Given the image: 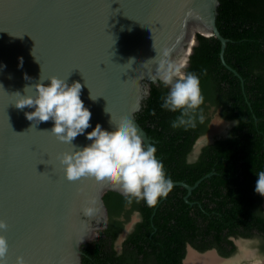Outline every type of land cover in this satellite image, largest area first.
<instances>
[{
    "label": "water",
    "instance_id": "95a60500",
    "mask_svg": "<svg viewBox=\"0 0 264 264\" xmlns=\"http://www.w3.org/2000/svg\"><path fill=\"white\" fill-rule=\"evenodd\" d=\"M218 5L219 0H0V220L8 225L0 234L9 245L7 264L17 256L26 264H81V246L108 224L103 194L122 193L92 177L66 180L56 157L72 145H89L86 134L97 124L115 131L124 118L152 145L135 114L158 53L171 49L173 59L189 64L196 34L215 37L222 63L238 75L223 58L228 39L216 25ZM51 76L69 86L79 82L80 98L92 114L90 127L72 145L51 134L53 121H29L25 112L35 109L14 104V93L33 95L24 89L40 77L47 85ZM199 181L172 182L190 194ZM92 197L100 212L89 219L81 209Z\"/></svg>",
    "mask_w": 264,
    "mask_h": 264
},
{
    "label": "trees",
    "instance_id": "16d2710c",
    "mask_svg": "<svg viewBox=\"0 0 264 264\" xmlns=\"http://www.w3.org/2000/svg\"><path fill=\"white\" fill-rule=\"evenodd\" d=\"M216 25L228 39L223 58L238 75L222 63L218 39L196 34L186 68L199 77L204 96L196 127L171 126L179 113L161 108V97L168 93L162 83H149L135 114L154 140L166 176L189 185L200 180L199 184L190 194L173 185L154 207L143 200L129 203L124 195L106 191L107 227L81 246V264H182L187 244L229 257L237 251L234 240L239 237L264 241L262 201L254 193L257 174L264 171V0H219ZM217 108L222 109L221 117L235 124L226 137L204 145L189 161ZM133 210H139L140 220L118 252L114 242L123 227L121 218ZM258 253L264 256V244Z\"/></svg>",
    "mask_w": 264,
    "mask_h": 264
},
{
    "label": "clouds",
    "instance_id": "9594fccd",
    "mask_svg": "<svg viewBox=\"0 0 264 264\" xmlns=\"http://www.w3.org/2000/svg\"><path fill=\"white\" fill-rule=\"evenodd\" d=\"M153 47L155 48L154 40ZM171 51L165 48L158 53V67L155 75L149 78L153 83L159 80L155 84L162 83L168 91L166 96L161 97V108L179 113L171 122V126L194 128L198 110L204 103L200 79L195 73L186 72L188 61L173 59ZM22 63L21 58V66ZM24 78L29 79L27 75ZM47 80L49 83L45 85L40 77L39 82L24 89L25 93L34 90L33 95L14 93L17 97L15 107L34 108L32 112H25L27 120L35 123L53 121L51 134L58 141L72 145V141L90 127L92 114L80 98L82 85L73 82L69 86L66 79L55 76L48 77ZM96 98L90 93V99ZM199 119L202 122L203 117L200 116ZM115 126V131H106L97 124L86 134V139L91 141L89 145L79 150H75L72 145L71 152L60 153L56 158L62 165L64 177L70 182L92 177L97 182L120 191L129 203L133 199L137 202L143 200L148 207H154L160 198L168 196L173 182L166 176L163 163L156 158V147L144 144L131 120L124 118ZM257 177L255 191L264 196V171H260ZM96 205V198H89L81 213L89 219L97 216L100 210ZM7 228L6 222L0 220V231H7ZM8 252V242L5 236L0 234V264H7ZM15 264L26 262L22 256H17Z\"/></svg>",
    "mask_w": 264,
    "mask_h": 264
},
{
    "label": "rangeland",
    "instance_id": "374dc122",
    "mask_svg": "<svg viewBox=\"0 0 264 264\" xmlns=\"http://www.w3.org/2000/svg\"><path fill=\"white\" fill-rule=\"evenodd\" d=\"M226 121L221 117V115L213 117L208 126V134L204 135V139L212 133V136H220L221 134H225L223 132V128L226 127V123L228 122ZM262 197V205L264 210V196ZM98 236L99 233L95 238H93V240L96 239ZM122 237L123 235H120L118 240ZM234 241L238 248L237 251L229 257L219 256L218 252L215 249H209V251L203 253H197V251L193 250L195 254H198L201 257L198 258L197 256L196 258V256H192L189 261L191 262V264H195V262L196 264H264V256L258 253V247L260 246V244H264V241L261 239V237L257 236L249 239L239 237ZM190 250L192 251V249ZM190 262L187 263L190 264Z\"/></svg>",
    "mask_w": 264,
    "mask_h": 264
},
{
    "label": "flooded vegetation",
    "instance_id": "af4514ba",
    "mask_svg": "<svg viewBox=\"0 0 264 264\" xmlns=\"http://www.w3.org/2000/svg\"><path fill=\"white\" fill-rule=\"evenodd\" d=\"M221 110L222 109H219V108H217V109H212V113L209 115V116H211L212 118L213 117H216L217 115H221ZM211 118V119H212ZM223 118V117H222ZM224 119V118H223ZM225 121H226V119H224ZM228 121V122H227ZM226 122L228 123V125H227V123H226V127L225 128H223V132L225 133V134H221L220 136H216V135H213L212 136V134H210L208 137H206L205 139H204V135H207L208 134V131L207 132H205L204 134H202V135H200V137H202L203 139H202V144H200V147H199V149H198V151H197V153L196 154H190V155H192V156H189V161H191V159L193 160L194 158H196L197 157V155L199 154V152L201 151V148L204 146V145H206V144H208V143H213L214 141H216V140H219L220 138H222V137H226L227 135H228V131L231 129V127H233V125L235 124V121L234 120H227ZM222 132V133H223ZM211 138V139H210ZM254 193L257 195H255L256 197H260L261 198V201L263 202V197L260 195V194H258V193H256V191H255V189H254ZM123 195V194H122ZM258 197V198H259ZM261 206H262V208H263V205H262V203H261ZM263 213H264V210H263ZM108 218H109V216H108ZM122 219V223H123V227H122V230L119 232V234L117 235V238H116V240H115V242H114V247H115V249L119 252L121 249H122V246H123V242H124V240H125V238H126V236L133 230V227H134V225L136 224V222H138L139 220H140V212H139V210H133V212H131L130 213V215H127V216H125V214L123 215V217L121 218ZM120 235H123V237L121 238V239H119L118 240V238H119V236ZM236 244V243H235ZM238 248V247H237ZM190 249H192V251L194 250H196V249H194V248H192V246H190L189 244H187L186 245V247H185V254H184V256H183V259H182V261H181V263L182 264H188L190 261V259H191V257L192 256H198V257H201V256H199L198 254H195L194 253V251L192 252ZM197 251V253L199 252V253H203V252H200V251H198V250H196ZM206 251H209V250H206ZM206 251H204V252H206ZM208 260V259H207ZM212 260V259H211ZM188 262V263H187ZM190 264H191V262H190ZM195 264H196V262H195Z\"/></svg>",
    "mask_w": 264,
    "mask_h": 264
},
{
    "label": "bare ground",
    "instance_id": "6f19581e",
    "mask_svg": "<svg viewBox=\"0 0 264 264\" xmlns=\"http://www.w3.org/2000/svg\"><path fill=\"white\" fill-rule=\"evenodd\" d=\"M197 258V257H196ZM199 258V257H198Z\"/></svg>",
    "mask_w": 264,
    "mask_h": 264
}]
</instances>
